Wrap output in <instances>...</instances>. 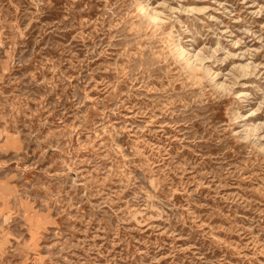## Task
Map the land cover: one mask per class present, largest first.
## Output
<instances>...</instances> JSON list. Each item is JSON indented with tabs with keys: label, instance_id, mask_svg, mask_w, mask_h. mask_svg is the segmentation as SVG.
<instances>
[{
	"label": "rangeland",
	"instance_id": "374dc122",
	"mask_svg": "<svg viewBox=\"0 0 264 264\" xmlns=\"http://www.w3.org/2000/svg\"><path fill=\"white\" fill-rule=\"evenodd\" d=\"M0 264H264V0H0Z\"/></svg>",
	"mask_w": 264,
	"mask_h": 264
},
{
	"label": "bare ground",
	"instance_id": "6f19581e",
	"mask_svg": "<svg viewBox=\"0 0 264 264\" xmlns=\"http://www.w3.org/2000/svg\"><path fill=\"white\" fill-rule=\"evenodd\" d=\"M157 20V19H156ZM155 21V20H154ZM170 34V33H169ZM172 36V35H171ZM170 36V37H171ZM174 45L179 49V45L177 44V42L174 43Z\"/></svg>",
	"mask_w": 264,
	"mask_h": 264
}]
</instances>
